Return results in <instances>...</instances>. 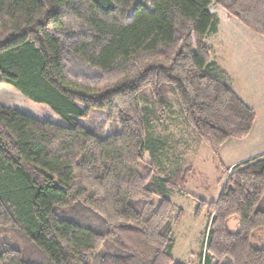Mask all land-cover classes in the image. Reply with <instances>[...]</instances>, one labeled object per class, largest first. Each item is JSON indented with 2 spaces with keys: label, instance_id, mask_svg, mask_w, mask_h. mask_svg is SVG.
I'll use <instances>...</instances> for the list:
<instances>
[{
  "label": "trees",
  "instance_id": "16d2710c",
  "mask_svg": "<svg viewBox=\"0 0 264 264\" xmlns=\"http://www.w3.org/2000/svg\"><path fill=\"white\" fill-rule=\"evenodd\" d=\"M213 3L264 36V0H0V84L63 119L0 104V264H186L169 195L192 167L166 172L152 127L176 103L219 156L256 120L211 58ZM210 206L202 264H264V153Z\"/></svg>",
  "mask_w": 264,
  "mask_h": 264
},
{
  "label": "rangeland",
  "instance_id": "374dc122",
  "mask_svg": "<svg viewBox=\"0 0 264 264\" xmlns=\"http://www.w3.org/2000/svg\"><path fill=\"white\" fill-rule=\"evenodd\" d=\"M211 12L217 18V30L206 41L211 47L213 59L227 67L237 78V86L249 100L260 103L258 121L248 138L230 139L217 156L207 144L200 143L186 125L176 103L168 110L161 122L155 123L152 133L163 139L165 150L162 167L166 172L191 166L186 194L169 195L176 206V213L183 212L179 223L173 225L175 241L173 257L186 264H202L207 233L211 225V203L218 202L225 188L227 173L235 159L264 150V36L247 27L219 4L213 3ZM251 98V99H250ZM0 104L18 109L41 120L63 122L49 105L27 98L9 84H0ZM101 109H94L83 122L104 119ZM116 125L108 124L110 133ZM253 129V128H252ZM150 160V155L146 154ZM164 175L165 171L160 172ZM201 206L198 215V207ZM177 215V214H176ZM236 230V221H231Z\"/></svg>",
  "mask_w": 264,
  "mask_h": 264
},
{
  "label": "crops",
  "instance_id": "0c3cea01",
  "mask_svg": "<svg viewBox=\"0 0 264 264\" xmlns=\"http://www.w3.org/2000/svg\"><path fill=\"white\" fill-rule=\"evenodd\" d=\"M211 58L212 60H214L218 65L219 67L221 68V70L223 71V80L228 84L230 85L236 92L237 94L249 105L251 106L255 112H256V120H255V123L254 125L256 124V122L258 121V116H259V109H260V103L255 101V99H251L249 100L247 97H245V95L241 92L242 90L237 86V78L235 77V75H232V72H230V70L227 69V67L223 66L219 61L213 59L212 55H211ZM264 103V102H263ZM254 128L255 126H253V129L251 130V134L252 132L254 131ZM251 134H249L248 136H250ZM248 136H246L245 138H248ZM224 147V146H223ZM222 147V148H223ZM222 151V149H221ZM264 153V150H260L258 152H254V153H251V154H248L246 156H242V157H239L237 159L234 160V162H232L233 166L242 162V161H245L247 159H250V158H253V157H256L258 155H261Z\"/></svg>",
  "mask_w": 264,
  "mask_h": 264
}]
</instances>
